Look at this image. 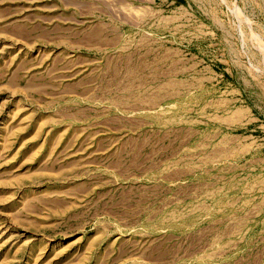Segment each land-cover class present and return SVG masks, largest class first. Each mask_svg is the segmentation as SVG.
I'll use <instances>...</instances> for the list:
<instances>
[{"label": "rangeland", "instance_id": "374dc122", "mask_svg": "<svg viewBox=\"0 0 264 264\" xmlns=\"http://www.w3.org/2000/svg\"><path fill=\"white\" fill-rule=\"evenodd\" d=\"M0 264H264V0H0Z\"/></svg>", "mask_w": 264, "mask_h": 264}]
</instances>
